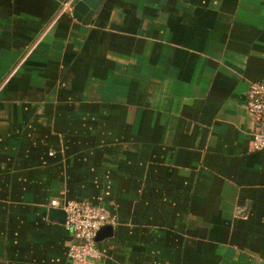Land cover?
Here are the masks:
<instances>
[{
  "label": "crops",
  "instance_id": "0c3cea01",
  "mask_svg": "<svg viewBox=\"0 0 264 264\" xmlns=\"http://www.w3.org/2000/svg\"><path fill=\"white\" fill-rule=\"evenodd\" d=\"M68 1L0 0V264H77L52 199L110 213L87 264H264V0Z\"/></svg>",
  "mask_w": 264,
  "mask_h": 264
},
{
  "label": "built area",
  "instance_id": "2783aa9c",
  "mask_svg": "<svg viewBox=\"0 0 264 264\" xmlns=\"http://www.w3.org/2000/svg\"><path fill=\"white\" fill-rule=\"evenodd\" d=\"M73 0L63 6L66 8ZM247 109L257 119L261 120L262 128L253 134L251 146L254 150L264 149V79L250 83L247 90ZM50 205L60 206L57 199H52ZM65 212L64 226L73 234V241L68 245L67 255L77 264H87L99 259L100 251L95 236L104 225L112 224L110 213L85 201L65 200L61 205Z\"/></svg>",
  "mask_w": 264,
  "mask_h": 264
},
{
  "label": "water",
  "instance_id": "95a60500",
  "mask_svg": "<svg viewBox=\"0 0 264 264\" xmlns=\"http://www.w3.org/2000/svg\"><path fill=\"white\" fill-rule=\"evenodd\" d=\"M102 1L103 0H77L72 6V15L82 23L88 24L93 13L100 7ZM50 212L58 213L62 216V221L65 220V212L61 207L59 209L51 208ZM112 232V224L104 225L97 231L95 240L97 242L103 240L104 238L111 236Z\"/></svg>",
  "mask_w": 264,
  "mask_h": 264
}]
</instances>
